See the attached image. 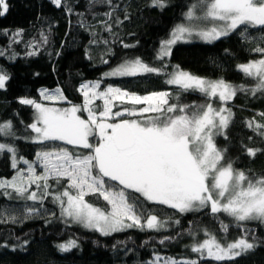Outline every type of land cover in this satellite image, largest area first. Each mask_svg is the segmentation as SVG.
Wrapping results in <instances>:
<instances>
[{
    "label": "snow or ice",
    "instance_id": "obj_1",
    "mask_svg": "<svg viewBox=\"0 0 264 264\" xmlns=\"http://www.w3.org/2000/svg\"><path fill=\"white\" fill-rule=\"evenodd\" d=\"M103 2L111 5L112 0ZM51 3L62 7V0ZM63 6L72 11L67 0H63ZM147 6L163 11L171 6V0H149ZM8 11V0H0V17ZM105 15L111 18L112 12ZM182 16L183 21L174 25L168 38L160 42L155 59L170 58L178 42L198 39L212 44L238 33L246 43L255 45L250 51L259 54V58L237 65L238 71L254 82L251 87L234 85L223 78H203L179 65L165 72L167 64L152 66L137 56L110 67L99 80L81 83L78 91L83 99L79 104L70 101L59 88L54 92L43 89L40 97L68 106H49L37 99L20 98L21 105L34 109L33 122L26 125L33 135L23 139L40 147L34 160L18 157L17 148L8 140L20 137L11 121L0 123V155L10 154L15 170L11 179L0 178V194L12 198L15 193L17 198L39 202L41 206L51 196L60 209L62 222L74 223L102 237L129 229L159 232L166 229L169 221L181 225V220L172 215L161 219L153 214L156 209L147 204L166 206L180 216L208 215L219 223L217 230L201 227L193 220L189 221L190 228L177 232V236L191 237L193 242L186 247L198 254L197 259L164 258L157 254L143 264H200L201 260L238 264L237 258L256 248L259 238L253 234L250 241L249 234L255 229L249 225L264 227V173L238 167L229 149L218 146L217 137L228 139L233 112L227 105L238 92L264 95V0H196ZM104 23L111 32V26ZM253 31L258 35H253ZM20 35L22 30L14 38ZM41 41L48 42L43 33ZM121 43L124 48L136 47ZM224 51L230 54L228 49ZM148 74L166 75L165 83L177 90L141 95L111 84L101 89L108 78ZM9 79L0 67V90L6 88ZM184 93H199L205 102L182 103ZM213 101L219 106H214ZM259 115L261 121L249 120L247 126L264 138V113ZM244 151L250 158L264 153L262 148L247 146ZM21 164L26 168L19 167ZM33 185L36 190H30ZM89 196L96 202L87 199ZM100 200L104 203L98 206ZM25 211V218L39 214L35 207H26ZM221 217L230 220L226 223ZM232 223L243 229L241 236L228 240L226 235L217 234H227ZM201 232L203 238L198 239ZM172 239L175 237L166 236L159 242ZM126 243L117 241L113 248ZM27 244L24 241L20 247ZM56 248L67 253L79 248V244L77 239H69Z\"/></svg>",
    "mask_w": 264,
    "mask_h": 264
},
{
    "label": "trees",
    "instance_id": "obj_2",
    "mask_svg": "<svg viewBox=\"0 0 264 264\" xmlns=\"http://www.w3.org/2000/svg\"><path fill=\"white\" fill-rule=\"evenodd\" d=\"M8 2V13L0 17V67L6 70L10 79L6 82V88L0 90V123L12 122L20 138L8 142L14 143L18 157L23 156L30 161L34 160L40 147L23 139L33 135L26 125L33 122L34 109L21 105L19 99L31 98L41 102V90L61 88L70 101L79 104L83 99L78 91L80 84L101 79L110 67L124 59L138 56L152 66L167 64L165 72H171L172 66L179 65L182 70L200 77L223 78L234 85L251 87L254 83L238 71L237 65L259 58V54L251 52L250 48L255 45L246 43L238 33L212 44H177L170 58L164 61L155 59L160 42L168 38L174 25L183 21L182 13L196 0H171V6L163 11L148 7L149 0H112L111 5L103 0H67L72 7L71 12L63 6V0L61 8H57L51 0ZM107 12H112L111 18L105 15ZM126 13L128 19H125ZM117 20L121 23H117ZM104 22L111 26V32L106 30ZM82 23L84 26H81ZM19 30H22V35L14 38ZM41 33L48 38L46 44L41 41ZM253 35H258V32L253 31ZM121 41L136 47L124 48ZM225 49L230 54L225 53ZM29 52L36 54L30 56ZM104 60L108 63H103ZM166 78V75L155 74L135 78L112 77L104 80L101 89L111 84L141 95L152 91H176V88L165 83ZM181 102L201 104L205 101L199 93H184ZM214 105H218V102H214ZM227 106L232 109L233 120L227 130L228 139L217 137L218 146L229 149V155L237 161L238 167L264 173V153L250 158L244 151V146L264 149V138L247 126L249 120H262L259 114L264 113V95L238 92ZM19 167L26 168L23 164ZM14 174L10 154L0 155V178L11 179ZM30 190H36V186L33 185ZM87 199L96 202L94 197ZM97 203L100 206L104 202L100 200ZM146 206L156 209L153 214L161 219H167L169 215L180 219L181 225L169 221L166 229L159 232L129 229L111 237H102L79 225L62 222L60 209L52 202L51 196L41 206L39 202L19 199L15 193H12V198L0 194V264H143L157 254L164 258L197 259L198 254L186 247L192 244L191 237L186 234L177 236V232L190 228L192 225L189 221L193 220L199 222L201 227L219 229V223L208 215L189 213L180 216L166 206ZM26 207L37 208L39 214L25 218ZM51 213L56 215L52 216ZM229 220L227 218L225 222ZM249 227L255 229L254 233L249 234L250 241L253 234L259 238L257 247L237 258L238 264H264V227L257 224H250ZM217 234L234 240L243 234V229L232 223L227 234ZM166 236L175 239L161 244L159 241ZM202 238L201 232L198 239ZM69 239H77L79 248L67 253L58 251L56 245ZM97 240L99 244L93 243ZM120 240L126 241V246L113 248ZM24 241H28V244L21 248ZM200 264L219 262L201 260ZM223 264L234 262L226 261Z\"/></svg>",
    "mask_w": 264,
    "mask_h": 264
},
{
    "label": "rangeland",
    "instance_id": "obj_3",
    "mask_svg": "<svg viewBox=\"0 0 264 264\" xmlns=\"http://www.w3.org/2000/svg\"><path fill=\"white\" fill-rule=\"evenodd\" d=\"M195 42H199V43H205V42H203V41H201V40H198V39H194V40H192L191 42H189V43H195ZM189 43H183V42H178L177 44H189ZM176 44V45H177ZM174 47V46H173ZM171 87H174V88H176L175 86H172V85H170ZM58 89V88H57ZM59 89H61V88H59ZM47 90H49V89H47ZM56 89H54V90H49L50 92H54ZM41 102L42 103H45V104H47V105H49V106H57V107H59V106H66V103L65 102H54V101H43V100H41ZM214 102H217V101H213V103ZM96 103H101L100 101H97ZM215 106V105H214ZM216 106H219V104L218 105H216ZM72 224H74V223H72Z\"/></svg>",
    "mask_w": 264,
    "mask_h": 264
}]
</instances>
